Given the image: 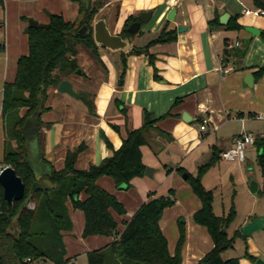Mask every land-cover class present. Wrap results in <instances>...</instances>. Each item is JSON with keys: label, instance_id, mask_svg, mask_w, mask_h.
I'll use <instances>...</instances> for the list:
<instances>
[{"label": "crops", "instance_id": "0c3cea01", "mask_svg": "<svg viewBox=\"0 0 264 264\" xmlns=\"http://www.w3.org/2000/svg\"><path fill=\"white\" fill-rule=\"evenodd\" d=\"M2 1V7L5 8V0ZM18 1L25 3L29 0ZM34 1L42 6L48 5V0ZM60 6L63 7L61 14L48 12L47 21L48 15L54 14L74 22L79 6L67 0H61ZM173 9L175 12L171 21L168 16ZM245 9L253 11L257 8L252 0H105L93 23L95 20L104 19L112 34L120 35L129 17L136 18L141 12H150L148 23L141 24L132 37L141 38L144 34L142 26L150 25L148 32L152 38L147 41L149 42L167 25L168 30H176L177 40L174 43L148 48L147 52L154 57L153 65L147 63V56L144 54L129 56L126 59L122 86L118 85L122 71L119 51L107 54L105 51L108 50L98 46L103 69L86 49L79 45L76 59L81 73L74 75L76 80L70 77L66 79L73 86L78 98L73 99L67 94L57 93L56 89H49L46 101L48 111L41 116L45 124H51L48 129H43L44 159L56 171L64 169L67 152L73 151L80 143L85 145V151L75 163V168L79 171L87 170L90 166H96L103 159L111 157L112 151L106 148L103 138L108 140L113 150H118L122 139L127 135L126 132L141 127L143 109L150 112L156 120L162 117L146 133V144L140 149L142 164L153 168L152 174L157 168L163 167L166 177L171 178L177 186V195L179 196L181 191L186 195L185 198L177 199L178 209L187 211V217L183 218L186 237L181 251V264H198L212 248L206 228L191 223L194 213L200 208V201L196 195L189 193L186 176L195 175L197 168L206 164L212 152L220 156L231 149L234 141L243 133L252 135L255 139H264V77L254 78V72L264 65V43L260 39V32L264 30V18L243 15ZM223 14H226L228 19L225 24H220ZM29 16L30 14L27 17ZM21 17L22 20L24 16ZM0 18V28L3 30L0 32V44L5 47L4 52L0 53V125L4 144L1 120L3 86L14 81L17 60L27 54L28 40L25 35L26 25H21L19 33L12 35L9 31L8 14L0 10ZM214 18L218 19L221 28L211 30L209 23ZM232 20L240 26L239 30L225 29ZM178 27H184L185 30L178 34ZM248 29H255L258 33L251 34ZM20 31L25 36H20ZM147 42L142 46H131L142 48ZM246 44L244 56L236 57L238 49H242ZM224 69H227L228 73H223ZM249 74L251 81L247 78ZM79 95L94 102V116L88 114ZM116 101L119 102V108L116 107ZM120 109L126 111L127 125L119 112ZM183 115L186 116L185 119ZM204 121L205 130L201 131L200 126ZM113 126L117 127V131ZM169 136L170 141L167 140ZM247 154L242 162L247 165V173L241 163L224 161L219 157L216 164L201 178L204 189L212 192L220 181L217 182L214 178L228 175L231 182L243 186L242 194L249 198V201L255 203L258 197H261L264 202L262 180H254L249 175L253 162L258 166L261 175L256 147L249 146ZM178 169H182L184 173L180 174ZM183 176L185 177L182 178ZM145 177L146 175L132 179L129 189L116 188L114 181L107 177L97 180V184L105 192L116 197L124 208L123 216L110 212L117 223V230L112 237L99 235L82 239L84 214L73 209L70 202L66 203L72 228L71 231L62 232L65 259L75 262L82 258V262L75 264H86L88 252L109 246L123 232L124 225L142 204L159 198L155 192L150 191L148 182L143 180ZM250 179L254 185L253 192L250 189ZM78 198L82 201L84 195ZM253 209L251 208L242 223L236 226L233 234L239 232L242 238L238 240L245 238L250 255L256 259L260 257L264 262V249L259 241V233L264 232V212L254 214ZM258 218L263 219V227L248 237L242 235L243 225ZM174 219L175 216L173 218L163 215L159 222L170 255L174 254L178 240V231L176 233L172 223ZM168 232L171 235L170 242L167 239ZM226 253L221 255L222 259ZM231 258H237L239 264H254L244 256L227 259Z\"/></svg>", "mask_w": 264, "mask_h": 264}, {"label": "trees", "instance_id": "16d2710c", "mask_svg": "<svg viewBox=\"0 0 264 264\" xmlns=\"http://www.w3.org/2000/svg\"><path fill=\"white\" fill-rule=\"evenodd\" d=\"M67 1L79 6L76 20L69 22L62 15L49 14L45 25L27 27L25 35L28 52L17 60L14 81L3 86L1 120L5 139L0 166L13 168L25 185V191L21 201L8 204L2 198L0 187V264H75L70 259H65L66 251L62 241V232L71 231L72 228L67 202L71 203L73 209L84 214L82 238L114 236L117 223L110 212L123 216L124 208L116 197L97 184V180L107 177L114 181L116 188L129 189L132 179L142 178L147 167L142 164L140 148L146 144V133L162 118L156 120L150 112L143 109L141 127L129 129L118 150H113L108 140L103 138L106 148L112 151V156L87 170L79 171L75 168L79 155L85 151L83 143L67 152L62 171H56L44 159L45 136L42 135V130L48 129L51 124H45L41 116L48 111V90L57 89L61 81L77 74L79 45L104 69L98 46L92 38L91 24L105 0ZM252 2L255 8L264 10V0ZM2 4L3 1L0 0V6ZM133 22H136L135 17L126 20L120 37L130 38L127 28ZM84 25L88 27L89 33L82 35L79 30ZM167 28L165 25L157 37L142 48L133 47L126 53L119 52L122 67L118 78L119 86H122L126 59L129 56L144 54L147 56V63L153 65L154 57L147 52L148 48L177 40L176 30ZM209 28H221L218 19L214 18L209 23ZM225 29L237 31L240 26L232 20ZM260 39L264 43V30L260 32ZM246 46L247 44L238 49L236 57L244 56ZM4 49V45L0 44V53ZM261 77H264V65L254 72V78ZM79 99L84 102L88 114L94 116V102L86 96L79 95ZM115 104L119 108V102L116 101ZM119 112L127 125L125 109H120ZM112 128L117 131V127ZM159 134L165 135L163 132ZM167 140L170 141L171 137ZM254 146L258 151L257 162L264 183V139L257 137ZM219 157L218 153L212 152L206 164L197 168L195 175H187L185 178L192 194L200 201V208L194 213L193 222L206 228L212 243L211 250L198 264H239L237 258H221L227 249L233 247L235 239L242 238L239 232H235L232 237L227 234L235 212L230 209L226 217L216 216L212 211L213 195L211 191L204 189L201 182L202 176L216 164ZM178 172L184 173L182 169H178ZM31 191L33 194L29 205L33 208L28 205L21 212L17 226L20 234L18 238H13L6 231L12 229V222ZM82 194L84 199L81 201L78 197ZM169 195H173L172 191H169ZM173 204L169 196L150 199L142 204L114 242L106 248L86 254V264H181V251L185 242L183 219L178 222L179 235L173 255L169 254L166 238L159 228L163 210Z\"/></svg>", "mask_w": 264, "mask_h": 264}, {"label": "rangeland", "instance_id": "374dc122", "mask_svg": "<svg viewBox=\"0 0 264 264\" xmlns=\"http://www.w3.org/2000/svg\"><path fill=\"white\" fill-rule=\"evenodd\" d=\"M47 3H48V5L45 4L42 6L39 4V2L34 1V0H29V1H26L25 3L19 2L18 0H13V1L12 0H5L4 1L5 8L0 6V10L3 12H6L8 14V19H9V24H10V29H9L10 34L13 35L16 32L19 33V27L21 25H26V28H27L28 27L27 21L29 19H32L34 21L36 20L39 23L45 25V23L47 22V13L48 12L49 13L56 12L57 14H61V11H63V7L60 6L61 0H54V2L48 0ZM22 9H23V11H22ZM29 14H30V16L27 17ZM21 15L24 16L22 20H21V18H22ZM0 20H1V18H0ZM92 25H93V23L91 24V26ZM149 26L148 27H146V25L142 26V30H143L144 34L142 35L141 38L137 39V38H133L132 35L130 36L129 40H130V44L132 46H134V47L142 46L145 42H147L150 38H152V35L149 34V32H148ZM0 32L1 33L3 32L2 28H0ZM21 35L25 36L20 31V36ZM105 52H107V54L112 53L111 51L110 52L105 51ZM69 77L76 80V78L74 77V74L70 75ZM43 132H44V130H42V135H44ZM2 148H3V136H2V130H1V125H0V163L3 159ZM247 148L245 150V156L246 157L248 155L247 154ZM253 160H254V158L252 159V162H253ZM240 165H242L243 170L247 173V171H248L247 165H245L244 163H241ZM0 169H1V166H0ZM249 175H250V178H252L254 180L261 179L262 180V186L264 187L263 178H261L259 168H258V166H256L255 162L252 163V172ZM214 179L217 182L219 180L220 181L217 183V187L215 189H213V191L211 192V195H213L212 211L216 216L220 217V216L225 215V217H226L228 215L230 209L234 210V212H235L234 219H233L232 223L229 225V228L227 229L228 237H232L233 236V230L236 228L237 225L242 223V221L250 213L251 208H254L253 209L254 214H257L259 212H264V202L262 201V199H260L261 197H258V201H256L255 203H252L251 201H249V198H246V196L244 194H242V187L243 186L240 183L235 182V184H234V182H231L230 178H228V175H225L222 177H217ZM143 180L148 182V186H149L150 191L155 192L157 196H159V197L169 196L173 200L174 204L172 206L164 209L163 215L164 216H166V215L173 216V218L175 216V219L173 220L172 223L174 225L173 228H175V231L177 233V231H178L177 226H178L179 220L183 219L184 217H187V211L178 209V207H177L178 200L177 199L179 197H180V199L185 198L186 195H183L184 192H182V191L179 192L180 193L179 196L177 195L178 188L173 183V180L171 178L166 177V173H165V171H163V167L157 168L156 171L151 176H146ZM187 185H188V183H187ZM189 189H190V187H189ZM169 191H172V193H173L172 196L169 195ZM188 191H189V193H191V195H193L192 192H190V190H188ZM234 191H235V193H234ZM163 215H162V217H163ZM191 223L194 226L197 225L193 222V217H192ZM183 225L185 228L184 219H183ZM198 226H200V225H198ZM259 234L261 237L259 241L262 243L261 246L264 249V232L262 231V233H259ZM259 234H256V235H259ZM178 235H179V232H178ZM185 237H186V228H185ZM167 239L169 242L171 241L170 232L167 233ZM166 242H167V240H166ZM242 242H243V244H242ZM244 242H245V238L242 241L238 240V238L235 239L233 247L230 249H227V251H226L227 253L224 256V259H227L230 257L244 256V258H246L250 262L256 264V262L261 258L257 257V259H256V258L252 257L248 251L246 242L245 243ZM249 257L253 258L254 260H251ZM82 261H83L82 258H78L75 262L80 263Z\"/></svg>", "mask_w": 264, "mask_h": 264}, {"label": "water", "instance_id": "95a60500", "mask_svg": "<svg viewBox=\"0 0 264 264\" xmlns=\"http://www.w3.org/2000/svg\"><path fill=\"white\" fill-rule=\"evenodd\" d=\"M175 10L170 13L168 16V20L173 21V15H174ZM151 13L150 12H141L136 17V22H133L130 24V26L127 28V32L130 35H135L137 31L139 30L141 24H147L149 21ZM227 15L223 14L220 17V24H225L227 20ZM27 24L31 28H37L39 23L36 21L29 19L27 21ZM185 30L184 27H178L177 28V33L181 34ZM249 33L251 34H257V30L255 29H248ZM79 33L84 35L89 33V29L87 26H82L79 30ZM92 38H94V41L97 46L100 48L106 49L108 51H119L121 53H126V51H130L133 49V47L130 44L129 38L123 39L120 37V35L112 34L107 27V22L104 19H98L95 20L93 25H92ZM81 73V70L78 69L77 75ZM247 78L251 79V75H247ZM57 93L59 94H67L71 98L77 99L78 95L74 91L73 86H71V83L64 79L61 81L56 89ZM184 119H185V115ZM146 176H151L152 175V169L146 168L145 174ZM185 176H183L184 178ZM253 182L250 180V189L253 192ZM0 187L2 189V198L8 203L12 204L14 202L21 201L23 196H24V191H25V185L22 183L21 178L16 175L15 171L13 168H10L9 166H1V171H0ZM33 194V191H31L26 198V201L22 204L20 209L18 210V213L15 217V219L12 222V229L7 230L6 232L13 238H18L20 232L18 231V221L20 218L21 212L26 208L29 203L31 202V196ZM263 219L258 218L250 223H247L243 225V228L241 229V233L244 236H250L254 232H258L263 226H262ZM256 264H264V262L259 259Z\"/></svg>", "mask_w": 264, "mask_h": 264}, {"label": "built area", "instance_id": "2783aa9c", "mask_svg": "<svg viewBox=\"0 0 264 264\" xmlns=\"http://www.w3.org/2000/svg\"><path fill=\"white\" fill-rule=\"evenodd\" d=\"M243 15L247 16H255V17H261L264 18V10L261 9H254L252 10H247L245 9L243 11ZM1 27V24H0ZM223 73H228L227 69L223 70ZM205 121L203 124L200 126V130L204 131L205 130ZM255 138L252 135L249 134H241L240 137H238L234 143L233 147L225 152H223L220 155L221 160H227V161H234L238 163H242L245 158V150L248 146H254ZM1 171V170H0ZM29 208H33L32 205H29ZM29 260H26L28 262ZM49 264V263H48Z\"/></svg>", "mask_w": 264, "mask_h": 264}]
</instances>
